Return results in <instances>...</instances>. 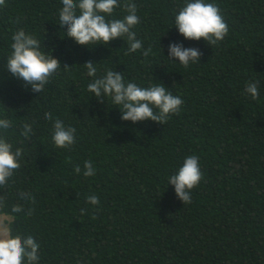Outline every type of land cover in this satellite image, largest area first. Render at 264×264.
I'll return each instance as SVG.
<instances>
[{
	"label": "trees",
	"instance_id": "obj_1",
	"mask_svg": "<svg viewBox=\"0 0 264 264\" xmlns=\"http://www.w3.org/2000/svg\"><path fill=\"white\" fill-rule=\"evenodd\" d=\"M133 2L141 20L133 31L144 46L134 53L126 37L89 46L67 37L61 0L0 6V118L12 121L0 135L23 149L21 168L0 188L13 235L37 240L39 264H264V0H205L219 5L229 25L216 45L179 33L174 18L186 0ZM125 15L116 8L107 19ZM20 28L62 65L41 93L6 68ZM171 42L200 49V62L185 68L170 60ZM89 61L96 78L112 69L141 87L164 84L183 99L180 113L165 124L122 120L111 98L88 92ZM256 81L253 100L245 89ZM56 119L76 129L68 149L52 141ZM25 122L29 138L21 135ZM189 155L199 156L203 179L184 204L168 178ZM89 160L96 175L85 177ZM21 192L35 204L19 199ZM89 195L100 204L88 203ZM17 203L33 214L11 213Z\"/></svg>",
	"mask_w": 264,
	"mask_h": 264
},
{
	"label": "clouds",
	"instance_id": "obj_2",
	"mask_svg": "<svg viewBox=\"0 0 264 264\" xmlns=\"http://www.w3.org/2000/svg\"><path fill=\"white\" fill-rule=\"evenodd\" d=\"M62 8L59 10V25L66 26V36L73 38L79 45L109 44L116 38H127L129 53L143 49V42L137 39L134 27L141 23L137 15V4L133 0H61ZM5 0H0V6ZM116 8H123L127 15L120 19H107L111 17ZM18 22V20H17ZM175 27L179 33L189 40L203 38L208 44L216 45L223 41L229 33V25L223 18L219 5L206 3L205 0H186L174 18ZM12 53L7 57V71L17 79L31 86L33 92L41 93L50 82V78L62 66L60 60L52 52L46 53L41 49V42L23 28L12 35ZM152 52L151 46L143 51L147 57ZM202 51L195 47H185L183 43L171 42L168 45V58L178 60L185 68L190 64L200 62ZM175 58V60H174ZM96 63L89 61L83 64L87 75L94 80L87 85L89 93L98 99L111 98L112 103L122 111L121 119L125 121L152 120L166 123L171 115L179 114L184 103L179 96L173 95L164 84H154L150 87L138 86L135 82L125 81L123 72L109 69L102 77L96 78ZM65 69L69 66L63 65ZM259 81L249 83L245 89L246 94L253 100L259 98ZM46 120H52V113H45ZM12 121L0 118V130H8ZM33 132L32 125L25 122L22 125L21 135L29 138ZM76 129L65 126L64 122L56 119L53 123L52 141L58 148L68 149L76 143ZM23 149L16 148L8 142L4 135H0V188L9 184L10 178L21 168ZM197 155L185 158L178 172L168 178V185L174 186L177 197L184 204L191 203V191L203 179ZM79 174V165L74 167ZM83 175L91 177L96 175L93 163L84 162ZM19 199L26 203L35 204V197L30 192L19 193ZM87 202L99 205L96 195H89ZM8 207L7 193L0 195V264H39L40 245L32 235L24 236L17 233L13 235L11 225L14 216L3 212ZM84 214L86 209H81ZM25 212L22 204H13L11 213ZM34 208H29L25 215L31 216Z\"/></svg>",
	"mask_w": 264,
	"mask_h": 264
}]
</instances>
